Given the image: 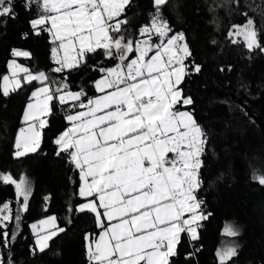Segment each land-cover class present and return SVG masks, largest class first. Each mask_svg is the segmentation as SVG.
<instances>
[{
	"label": "snow or ice",
	"instance_id": "6c2138e0",
	"mask_svg": "<svg viewBox=\"0 0 264 264\" xmlns=\"http://www.w3.org/2000/svg\"><path fill=\"white\" fill-rule=\"evenodd\" d=\"M170 3L149 0L150 9L141 14L146 22L140 23L128 15L139 8L138 0H0V32L23 15L28 28L21 38L46 33L53 45L47 71L34 72L12 59L11 77L2 75L0 95L29 90L22 121L27 131L19 130L13 156L36 153L50 118L64 112L66 127L54 139V155L67 156L79 170L85 202L67 211L91 214L99 229L84 233L89 264H178L181 257L184 264H199V229L210 215L199 195L200 169L210 141L184 85L204 66L195 60L187 35L168 19ZM241 5L242 0H232L237 10ZM246 7L264 18V0ZM240 14L244 23L231 25L230 43L242 37L247 51L264 54V25L249 11ZM11 55L33 56L16 48ZM93 58L90 70L99 74L93 86L101 95L90 97L85 89H74L70 77ZM253 179L264 186V170H254ZM0 180L15 186L17 198L12 207L0 202V264H15L12 250L32 185L12 174L0 173ZM55 220L39 222H53V229L37 236L30 255L44 253L49 241L67 231ZM67 223H73L71 217ZM226 231L239 235L231 226ZM238 254V246L217 251L218 264H234Z\"/></svg>",
	"mask_w": 264,
	"mask_h": 264
},
{
	"label": "trees",
	"instance_id": "16d2710c",
	"mask_svg": "<svg viewBox=\"0 0 264 264\" xmlns=\"http://www.w3.org/2000/svg\"><path fill=\"white\" fill-rule=\"evenodd\" d=\"M251 0H242L239 10L232 0H171L168 19L176 31H183L189 40L195 60L203 64V72L193 76L184 88L196 101L197 119L206 129L209 145L200 169L207 219L201 222L199 264H218L216 253L223 238V229L231 226L239 235L234 236L240 246L234 264H264V186L253 179L264 170V54L250 53L243 41L230 43L228 31L233 24H243L242 11L255 15L258 25L264 18L246 7ZM260 0H256L259 4ZM139 8L128 13L141 16L150 9L149 0H138ZM26 16L10 22L0 32V92L2 75L8 71L7 64L14 57L13 48L27 50L31 59L18 57V61L30 70L47 71L53 61L50 56L48 34L32 36L25 40L21 33L28 28ZM213 41L215 43H213ZM89 67L72 72L74 89L83 88L91 97L96 93L93 82L99 74ZM233 65L231 73H221L219 66ZM51 75V73H49ZM36 86L39 84L35 82ZM29 90L8 97L0 95V173L12 174L19 179L22 174L32 181L29 209L23 213L12 255L15 264H89L85 252V231L99 232L91 214L69 213L84 199L79 196V170L67 156L54 155V139L66 127L64 112L58 110L42 130L40 149L22 158H14L15 138L22 127V113ZM244 109L247 115L244 114ZM254 121L255 123H251ZM14 185H4L0 180V202L16 204ZM2 207V203H0ZM15 210V209H13ZM54 215L57 226L66 228L49 241L44 253L30 255L34 236L30 224L43 217ZM71 217L73 223L67 221ZM187 245L181 247L185 251ZM178 264H184L183 257Z\"/></svg>",
	"mask_w": 264,
	"mask_h": 264
},
{
	"label": "rangeland",
	"instance_id": "374dc122",
	"mask_svg": "<svg viewBox=\"0 0 264 264\" xmlns=\"http://www.w3.org/2000/svg\"><path fill=\"white\" fill-rule=\"evenodd\" d=\"M239 39L243 41L242 37H240ZM20 50H21V51H27V50H22V49H20ZM21 57H22V56H21ZM17 58H18V57H14L13 59H15L16 62H17L18 64H21V65L27 67L25 64H22L21 62H19ZM23 58H24V57H23ZM11 60H12V59H11ZM9 61H10V60H9ZM6 74H8V75L11 77V73H10L9 69H8V71H7ZM21 75H23V74L21 73ZM38 83H39V82H38ZM37 86H41L40 83H39ZM3 87H4V82H3V80H2V81H1V88H2V91H3ZM9 88H11V84H9ZM24 109H25V108H24ZM23 116H24V110H23L22 118H21L22 121H23ZM22 127L25 128V134H26V131H27V125L23 123ZM22 127H21V128H22ZM21 128H20V129H21ZM20 129H19V130H20ZM18 134H19V131H18L17 134H16V138H17V135H18ZM16 138H15V142H16ZM21 176H23V177H25L26 179L30 180L31 185H32V181H31V179H30L28 176H26L25 174H22ZM21 176H20V177H21ZM20 177H19V178H20ZM17 180H19V179H17ZM80 187H81V186H80ZM20 199H22V197H21ZM84 202H85V201H84ZM84 202H83V203H84ZM53 216H54V215H49V216L43 217V218H41V219H39V220H37V221H35V222H32V223L30 224V229H31V232H32V234H33V236H34L33 247L35 246V241H36V238H37L38 235H41V234H43L44 232L53 229V222H50V223H47V224H44V225H41L39 222H40L41 220H47L49 217H53ZM54 217H55V216H54ZM33 224L37 225V228H36L35 230H33V228H32V225H33ZM54 224L57 226V219L55 220ZM226 228H228V227H225V228L223 229V238L221 239V242H220V245H219V251H222V250H224V249H226V248H228V247H230V246H238V247L240 246L239 242L236 241V239L234 238V236H231V235L228 234V232L226 231ZM48 243H49V242H48Z\"/></svg>",
	"mask_w": 264,
	"mask_h": 264
},
{
	"label": "crops",
	"instance_id": "0c3cea01",
	"mask_svg": "<svg viewBox=\"0 0 264 264\" xmlns=\"http://www.w3.org/2000/svg\"><path fill=\"white\" fill-rule=\"evenodd\" d=\"M96 95H101V93H98L97 91H96V93L93 95V96H96ZM19 131V130H18ZM80 186H81V180H80ZM80 186H79V189H80ZM84 202V201H83ZM82 202V203H83Z\"/></svg>",
	"mask_w": 264,
	"mask_h": 264
}]
</instances>
